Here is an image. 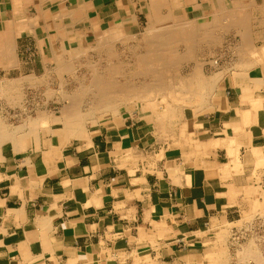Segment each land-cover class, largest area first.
I'll use <instances>...</instances> for the list:
<instances>
[{
	"label": "crops",
	"instance_id": "1",
	"mask_svg": "<svg viewBox=\"0 0 264 264\" xmlns=\"http://www.w3.org/2000/svg\"><path fill=\"white\" fill-rule=\"evenodd\" d=\"M193 2L183 18L209 15ZM144 11L137 0H0V82H36L62 49L108 27L134 31ZM256 70L242 85L225 76L180 147L153 148V115L142 113L80 136L51 118L36 137L7 140L0 264H224L207 258L223 231L264 237V71ZM212 247L210 255L221 248Z\"/></svg>",
	"mask_w": 264,
	"mask_h": 264
},
{
	"label": "rangeland",
	"instance_id": "2",
	"mask_svg": "<svg viewBox=\"0 0 264 264\" xmlns=\"http://www.w3.org/2000/svg\"><path fill=\"white\" fill-rule=\"evenodd\" d=\"M141 1L142 0H137L138 8H142L143 3H141ZM241 1L242 3L245 4H249L251 2V0H241ZM209 2L210 5L206 6V9H208L206 13H209V15L203 17L201 20L198 19L199 20L198 22L200 23V25L197 26L200 28L199 32H203L208 26H211V24L209 23H211L212 19L215 18L214 15L216 14L214 12L218 10L216 5H214L216 3L215 0H209ZM256 2L257 5L255 4L248 8L247 17L250 19V20L248 19L249 22L248 27L251 29V30L249 29V31H252L253 34H255L254 38H256L254 39L253 42L254 48L260 50L264 46V36H262L264 35V25H262L264 24V22H262L264 21V0H256ZM176 15L181 16L180 9H177ZM140 17L141 19H138L136 23L137 29H135L134 31L135 33H138V39L142 40L143 35L141 36V34H143V32L146 30V27L148 26V13L144 11V14L142 13ZM201 25L204 26L201 27ZM202 28L204 29L201 30ZM234 30L237 29H231L228 31L225 30L219 31L218 29L217 31L214 29L208 30L209 33L208 38L205 39L204 42L200 43L199 46L195 47V49H190L186 45L184 46L182 40L179 41L176 40L178 41V44H175L174 48L177 51V53L176 55L175 54L173 55L174 57L177 56L179 59L177 63L178 64L177 71H173L174 74L176 73L175 74L176 79H178L176 81H179V79L186 80L187 76L196 66L201 70V73L207 77L208 76L210 77V75L212 76L215 73L222 75V78L218 82L216 88L217 90L215 89L213 95L209 97V101H208L209 104L206 103L205 105H201L203 95L209 92V90L205 92L204 90L195 88L193 89V91H189V90L186 91L185 88H181L184 90V92H176L178 94L176 93H170V94L162 93L161 95L152 94L151 97L153 98L156 97L155 100L154 99L147 100L145 99V97H143L145 93H143L142 91H137V94L136 93L135 94L138 97L136 98L133 97L130 99L127 98L126 96H123V99L121 98L122 101L117 103L116 106H114V108H112L109 111L102 112V110L101 111L97 110L96 108H94L89 104L91 102V100H89L90 99L89 95H83V94H85L84 93L85 89L89 87L90 82H88V80H90L92 74L96 71H100V69L101 71H106L105 68L107 62L104 60L99 62L97 61L99 57H103L105 59V57H107V52L102 53V51H96L94 48H92L95 44V40H93V38H89L88 40L84 41V43H82V45H85V49H87L86 50L87 52L85 51L83 54H78L77 56H76L77 53L73 54L71 56L72 61L71 60L68 61L70 63L69 66H67L68 62H65L64 65L67 64L66 65L67 67L63 66V69L59 68L61 63L55 60V61H51L45 67L44 71H41V75L39 77H36L37 79L35 80L36 82L34 81L31 82L30 79H20L16 81H11V80L1 81L0 82V120L5 124V127H7L8 133L10 132L9 133L10 138L16 137V134L17 136L18 135L23 136L25 129L26 132L28 130H29L28 132H31L30 130L33 128L31 127L32 120H34L35 118L37 120L39 115L38 113L41 112L40 114H42V111L43 113H46V111H48L51 114L53 113L55 118L58 116L61 117L60 114H62L63 109L67 106V103L69 102L66 96L68 95L69 97L74 95L76 97L78 96V99L80 98L79 100H82L83 104L81 103L80 105L81 108H79V110L81 109L80 111L82 113L92 112L94 117L92 119L86 120L85 125L82 127L83 133H89L88 135H91L92 133H96L101 129L111 130L113 122L114 120H117L118 116H122L125 119L129 117L128 121H130L131 118L134 119L138 118L142 116V114L145 115L152 114L153 116L151 118V121H149L148 119L147 127L150 129L149 138L152 140V144H154L153 148L164 150L165 148L171 149L175 147H180L181 144L186 143L191 136L190 123L200 115L212 111L214 104L217 102L216 93L220 89H223L225 87V79H224L225 76H229L230 73H233L231 74V76L236 83L239 82L243 83L242 81L244 80H245L244 83H246L247 81L246 78L248 77L245 78L242 75L240 76L237 75V72L234 70L233 72L231 70V67L235 66L236 62L239 63L241 60L244 59L245 60L243 62L245 65L249 64L250 66L254 64L255 66L256 65L255 63H258L256 56L250 55L249 53H245L246 55L243 54L240 57L241 59L237 61L238 53H240L238 47L239 36L236 39V32ZM216 33L222 34V37H220V39L217 40L215 43V38L213 37V35H216ZM256 34L258 36L260 35L259 36L260 38L258 36L256 37ZM104 35H107V32H105ZM116 48L118 49V51L122 53V46L118 45ZM139 52L137 51V53ZM190 53L192 54L193 57L190 55ZM127 54L128 55L125 56L130 57L132 55L129 52H127ZM80 55H82L83 58H81ZM63 56L66 59L69 58V55H63ZM87 59H89L90 61L87 62ZM215 60L218 61V66H219L218 68L215 67L213 68L214 65L212 66L211 64V62ZM199 61L201 64L203 63L202 66L201 64H199ZM72 62L74 63V65ZM99 63H101L102 65H100ZM103 64L105 65L103 66ZM71 66L74 68V70H71ZM238 67L239 66H235V69H238ZM220 71L222 73H220ZM242 77L244 78V80ZM117 78H118L117 80L122 81L120 77ZM83 84L85 86H83ZM130 94L133 93L130 92ZM190 94H192L193 97L187 98V96ZM208 94L210 93H207L206 95ZM62 95L63 96L65 95L64 96L65 98ZM182 96L183 98H180ZM176 97H178V100H176ZM165 104L175 107V117L171 118V120L169 117L168 121L170 122H168L166 119H163L164 122H167L166 125H164L162 123L163 121L161 120L162 114H166V112L168 111V110L166 111ZM90 107H93V109ZM193 107L195 108L194 109L195 111L193 110ZM101 113L102 116L100 115ZM94 120H96V122L92 123ZM54 123H57V127L59 128L62 125L61 122L58 123L56 121ZM37 131L38 130L34 132L32 130L31 133H26L25 137H27L28 135L30 136L38 135L39 133L37 134ZM161 156L162 155L152 156V163H155L157 159L161 158ZM245 222L248 221H244V223ZM226 233L228 235L224 241V236ZM236 235L237 236H231L229 234V231H223V234L218 235L217 240L214 243H211V245H209L208 247L209 251L207 250L208 251L207 258L214 260L215 254L210 255L212 254L210 249L213 248L212 247L213 245L218 243L221 246V248L219 249L215 247L213 250L216 251L218 257L220 256V259H215L214 263H217L218 261L219 262L224 261V264H236V263L264 264V259H263L264 237L257 238L254 236L253 233H250L248 236L246 235L244 236L243 232ZM254 249H256L258 253H256ZM247 250L251 251V253L250 252L246 253L248 252ZM248 254H252V256L251 255L248 256Z\"/></svg>",
	"mask_w": 264,
	"mask_h": 264
},
{
	"label": "bare ground",
	"instance_id": "3",
	"mask_svg": "<svg viewBox=\"0 0 264 264\" xmlns=\"http://www.w3.org/2000/svg\"><path fill=\"white\" fill-rule=\"evenodd\" d=\"M193 1L194 0H145L143 6L148 13V26L146 27V30L143 32V34H141V36L143 35L142 40L138 39V33H135V31L121 29L118 26L108 27L107 35H104V33L102 32V34L98 36L92 48H94L96 51H102V53L107 52V57L104 56L105 59L103 57H99L97 61L99 62L104 60L107 63L105 68L106 71H101L100 69V71L94 72L90 80H88V82H90L89 87L85 89L84 91L85 94L83 95H89L90 97L89 100H91L89 104L91 106H93L97 110L100 111L102 110V112L103 111L105 112L111 110L112 108H114V106H116L117 103L122 101L121 98L123 99V96H126L127 98L130 99L133 97L135 98L138 97L136 95L137 91H142L143 93H145L143 96L145 97V99L155 100L156 97L154 98L151 97L152 94L161 95L162 93L170 94L176 92H184V90L181 88H185L186 91L187 90L193 91V89L195 88H199L201 90H204L205 92L209 90V92L207 93L210 94L206 95L207 93H205V95H203L202 97L201 105H205L206 103H208L209 97L213 95L215 89L217 88L218 82L222 78V75L215 73L212 76L210 75V77L209 76L207 77L203 75L201 73V70L196 66L195 68L193 67L194 69L187 76L186 80L179 79V81H176L178 79H176L175 76L176 73L174 74L173 71H177L178 68L177 63L179 59L177 56L174 57L173 55L174 54L176 55L177 53L174 46L175 44H178L179 40H182L184 46L186 45L190 49H195V47L199 46L200 43L204 42V40L208 38L209 35L208 30H212V29L216 31L217 29L219 31L221 30L228 31L231 29H237L234 30L236 32V39L239 36L238 47L240 53H238L237 61H239L241 59L240 57L245 53H249L250 55L256 56L258 63H255L256 64L255 66L254 64L250 66L249 64L245 65L243 62L245 60L244 59L241 60L239 63L238 62L235 63V66H239L238 69H235V66L232 67L230 66L232 71L233 70L236 71L237 75L239 76L242 75L245 78L250 75H255V72L253 71H257L256 68H258L259 71L260 70L262 72L264 71V46L260 50L254 48L253 42L254 39H256L254 38L255 34H253L252 31H249L250 28L248 27L249 18L247 17L248 16L247 10L249 7L255 4L257 5L256 0H251L249 4L242 3L241 0H215L216 3L214 5H216L218 10L214 12L216 14L214 15L215 18L212 19L211 23H209L211 24V26H208L203 32H199L200 28L197 27L198 25H200V23L198 22L199 20L195 18L185 19L182 16L176 15L177 9L181 10V8H186V6L188 5H193L192 4ZM193 3L195 9H201L205 5H210L209 0H201L200 2L197 1V3L195 2ZM203 26L201 25V27ZM203 29L204 28H202L201 30ZM257 34L256 37L258 36ZM213 37L215 38V43H216V41L219 40L220 37H222V34L216 33V35H213ZM173 41L176 43H174ZM118 45L122 46V53L118 51V49L116 48ZM62 50H64L63 51L64 55H69V58L66 59L64 56L62 58L61 57L57 58L58 60L57 62L61 63L59 67L60 69H63V66L67 65V64L64 65V63L71 60L72 59L71 56L73 54L77 53L76 56L78 54H83L87 49H85V45L79 43L76 45L74 44L72 47H69L66 50L65 49ZM137 51L140 52L137 53ZM127 52L131 53L132 55L130 57L125 56L128 55ZM190 55L192 56L191 53ZM80 57L83 58L82 55H80ZM88 61L90 60L87 59V62ZM69 64L70 63L68 62L67 66H69ZM99 64L102 65L101 63ZM199 64H201L200 61ZM211 64L212 66L214 65L213 68L219 67L218 61L216 60L212 61ZM104 65L105 64H103V66ZM71 70H74L72 66H71ZM220 73L222 72L220 71ZM257 75L259 74H256V76ZM117 77H120L122 81L117 80L118 79ZM250 79L255 81L254 84L257 83V87L256 86L254 87L258 88L259 86H261L258 84L260 82L259 81L260 77L257 78L255 77L254 79L253 77H251ZM244 81L242 82L244 83ZM239 84L241 83L239 82ZM249 84H251V82ZM83 86L85 85L83 84ZM250 89L251 88H249V86L247 87L245 86V91H243L245 92V98H252V95L251 97L249 95V93H251L249 92ZM130 92L136 94L133 95L130 94ZM66 97L68 98L69 102L67 103V106L63 109L62 114H60L61 117L58 116L55 118L53 113L51 114L48 111H46V113H43L42 111V114H40L41 112L38 113L39 116L37 120L36 118L32 120L31 127H33L34 129L32 128L30 131L32 132L33 130L35 132L36 130H38L37 131L38 134L40 129L49 128V122H51L49 119L52 118L53 122L57 121L58 123L61 122L62 124H64L65 127L63 130H70L74 135L80 136V133H83L82 127L85 125L86 120L94 118L93 113L92 112L82 113L80 111L81 109L79 110V108H81L80 105L82 103V100H79L80 98L78 99V96L76 97L73 95L68 97L67 95ZM191 97H193L192 94L187 96V98H191ZM180 98H183V96ZM176 100H178V97H176ZM250 100L251 99H249L248 101ZM252 102L255 103L254 99ZM256 103L258 102L256 101ZM93 107L90 108L93 109ZM165 108L166 111L167 110L168 111L166 112V114H162L161 120L163 121V119H166L168 121L169 117L170 120L171 118H174L175 107L165 104ZM194 109L195 108L193 107V110ZM100 115L102 116V113ZM94 122H96V120H94L92 123ZM162 123L164 125L167 124V122L164 121ZM28 131L26 132L25 129L23 136L21 135L17 136L16 134V137L24 138L26 133H31ZM9 133L7 127H5V124L0 120V148L5 141L16 138V137L10 138ZM36 136L37 135H35L34 137ZM250 215H248V217L251 218ZM261 215L264 217V213H262ZM261 224H264V218L262 219ZM250 255L252 256V254H248V256ZM214 259H220V256L218 257L217 253H215Z\"/></svg>",
	"mask_w": 264,
	"mask_h": 264
}]
</instances>
